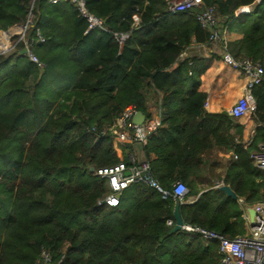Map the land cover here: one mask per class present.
Segmentation results:
<instances>
[{"label":"trees","instance_id":"1","mask_svg":"<svg viewBox=\"0 0 264 264\" xmlns=\"http://www.w3.org/2000/svg\"><path fill=\"white\" fill-rule=\"evenodd\" d=\"M254 1L204 0V5L230 19ZM84 2L105 29L85 32L86 20L70 0H0V50L7 46L6 35L18 37L29 10L26 36L33 38L39 29L45 37L33 44L45 62L36 89L17 90L32 103L0 111V264H35L41 246L54 263L63 256L58 264H218L216 240L186 230L168 234L173 224L166 221L174 222L172 183L180 180L188 188L179 200L184 224L231 238L244 233L239 199L247 205L264 199V170L250 158L264 143V82L251 89L250 117L259 125L244 148L243 124L225 111L204 108L199 85L207 62L181 58L192 41L207 42L208 32L196 19L199 8L173 13L167 0ZM246 17L241 56L264 64V0ZM120 33L128 34L121 43L115 36ZM13 57L24 60L23 70L29 68L31 62L15 52L0 56V68ZM152 94L159 96L160 124L143 150L154 155L151 175L168 194L137 182L118 206H99L97 199L107 191L90 168L119 161L107 128L128 104L147 117ZM213 150L236 155L223 175L204 172ZM217 181L229 185L237 199L214 187Z\"/></svg>","mask_w":264,"mask_h":264},{"label":"built area","instance_id":"2","mask_svg":"<svg viewBox=\"0 0 264 264\" xmlns=\"http://www.w3.org/2000/svg\"><path fill=\"white\" fill-rule=\"evenodd\" d=\"M50 1L55 2L57 0ZM70 1L75 4L79 15L86 20L87 26L85 32L95 28L105 29L104 20L89 12L84 0ZM194 8L200 9V12L196 15V19L208 32L206 44L218 45L222 49V61L231 68L238 70L247 80L243 93L228 111V114L234 119H245L255 109L251 89L254 85L264 82V64L258 61H251L246 57H233L226 45V26L220 23V17L217 15L214 6H205L204 0H167L166 3L167 11L173 13ZM237 14L238 9L235 10L234 16ZM32 18L33 15L29 10L26 22L19 30L18 37L15 40H10L8 35H6L7 46L1 48L0 54L15 52L18 55L26 56L29 61L43 68L44 63L32 51L31 46L35 42H45V37L39 29H36L33 38L26 36ZM132 18L135 22L139 20L136 14ZM115 36L118 42L121 43L128 37V34L120 33L115 34ZM23 48L26 49L25 53H21V49ZM185 50L181 53V58L185 57ZM206 105L207 102L205 101L204 107ZM137 111L138 109L135 104L126 105L112 125L107 128L112 135L115 150L121 143H140L144 145L151 132L159 126L160 119L148 118L146 116L140 125L133 123L132 117ZM232 157L236 158V155L232 153ZM250 158L256 168L264 170V143L251 153ZM127 160L126 162L124 159L119 158V161L114 164L90 168L94 175L104 180L107 191L105 195L97 199V205L106 207L118 206L123 192L131 184L137 182H144L154 186L163 196L168 194L153 179L149 161H139L132 156ZM125 171H128L129 174L125 175ZM217 184L219 183H216L214 186ZM187 193L188 188L182 181L176 180L172 183L171 195L173 198L182 200ZM188 200L192 201V199ZM239 202L244 210L243 216L245 218V231L242 234L231 238L221 235L214 230L187 224H183L181 230L198 233L205 240H216L219 254L218 264H264V199L252 205H247L241 199H239ZM247 206H252L255 210V215L251 222L247 216ZM166 223L169 226L174 224L171 219H168ZM61 258L55 263L52 262L50 250L45 246H41L35 264H58Z\"/></svg>","mask_w":264,"mask_h":264},{"label":"crops","instance_id":"3","mask_svg":"<svg viewBox=\"0 0 264 264\" xmlns=\"http://www.w3.org/2000/svg\"><path fill=\"white\" fill-rule=\"evenodd\" d=\"M259 2L260 0H255L250 5L240 6L238 8V14L233 18L227 19L225 17H220V23L226 26L225 38L227 48L235 58L242 57L241 46L243 31L250 23V19L247 18L246 15L252 12ZM206 43L207 42L198 43L192 41L185 50V57L190 59L201 58L207 62V68L200 76L201 80L199 85V90L206 95L207 105L204 107L206 111L211 113L225 111L228 113L232 105L243 93L247 80L238 70L231 68L222 61V49L218 45H208ZM12 53L13 52L0 54V56H10ZM37 56L39 57V55ZM22 61L24 60L15 62V58L13 57L6 65L0 68V111L8 110L17 102L32 103V98H23L21 92H17V90L20 88L25 89L32 94L36 89L35 84L39 82L44 72V68L30 61L31 64L29 68L23 70L24 65ZM43 63L45 66V62ZM158 100L159 96L154 94L148 98V118L159 119L158 107L156 104ZM235 120L243 124L242 143L243 146L247 145L246 147H249L259 124L249 115L245 119ZM260 145L261 143L258 144L255 150H257ZM2 148L11 151L12 146H3ZM116 152L118 157L122 159H128L131 156L139 161L148 160L151 162V160L154 159L152 153L148 155L144 153L143 144L140 143H121L116 149ZM232 153L231 150H213V154L217 156L216 160L223 162L224 165L231 159ZM212 165L204 170L206 174H208V169L212 170L214 174L216 173V167L214 164ZM216 183L220 182L217 181ZM189 199H192V197H189Z\"/></svg>","mask_w":264,"mask_h":264},{"label":"water","instance_id":"4","mask_svg":"<svg viewBox=\"0 0 264 264\" xmlns=\"http://www.w3.org/2000/svg\"><path fill=\"white\" fill-rule=\"evenodd\" d=\"M26 49L23 48L21 49V53H25ZM145 119V114L138 110L132 117V122L135 124L140 125ZM244 122V121H243ZM129 172L125 171V175H128ZM222 191H224L226 193L227 196L233 198V199H237L236 194L234 193V191L230 188L229 185L224 184L223 182H221L220 184H217L216 186H214ZM246 212H247V216L249 221L251 222L253 220V217L255 215V210L252 206H247L246 207ZM173 219H174V224L172 226V228L169 230L168 234H173L177 231H180L182 229L183 226V220L180 217L179 214V200L176 198L174 199V207H173Z\"/></svg>","mask_w":264,"mask_h":264},{"label":"rangeland","instance_id":"5","mask_svg":"<svg viewBox=\"0 0 264 264\" xmlns=\"http://www.w3.org/2000/svg\"><path fill=\"white\" fill-rule=\"evenodd\" d=\"M35 43H38V42H35ZM31 49H32V51L35 53V54H37V55H39L38 54V50L35 48V46H31ZM60 58L61 57H59L58 56V58H57V60H58V62H59V60H60ZM50 80H51V77H50V75H46L45 77H44V82L45 83H48V82H50ZM129 152V151H128ZM216 157L217 156H215L214 154L212 155V158H213V160H212V162H211V164H214L215 165V167H216V176L218 175H222V173H223V171H224V167H225V165L223 164V162H219V161H217L216 160ZM3 164V165H2ZM1 166H4V162H1V160H0V168H1ZM220 183H221V181H219ZM219 183V184H220Z\"/></svg>","mask_w":264,"mask_h":264}]
</instances>
